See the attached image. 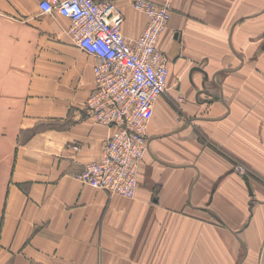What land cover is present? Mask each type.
Returning a JSON list of instances; mask_svg holds the SVG:
<instances>
[{"label": "crops", "instance_id": "1", "mask_svg": "<svg viewBox=\"0 0 264 264\" xmlns=\"http://www.w3.org/2000/svg\"><path fill=\"white\" fill-rule=\"evenodd\" d=\"M42 1L0 0V49L24 57L20 72L82 50L90 62L76 56L54 72L88 97L97 58ZM109 1L136 39L146 13L135 0ZM158 47L169 58V95L182 98L155 102L136 196L77 177L110 134L81 113L87 97L64 129L23 142L17 131L0 195V264H264V0H172ZM64 105L57 97L45 108Z\"/></svg>", "mask_w": 264, "mask_h": 264}, {"label": "built area", "instance_id": "2", "mask_svg": "<svg viewBox=\"0 0 264 264\" xmlns=\"http://www.w3.org/2000/svg\"><path fill=\"white\" fill-rule=\"evenodd\" d=\"M148 23L134 40L122 31L123 12L109 0H43L41 10H58L72 21L77 45L97 58L96 86L86 110L112 129L101 157L80 178L95 187L133 197L149 150L147 129L155 102L168 90L169 58L158 47L172 12V0H135ZM181 100V99H179Z\"/></svg>", "mask_w": 264, "mask_h": 264}, {"label": "rangeland", "instance_id": "3", "mask_svg": "<svg viewBox=\"0 0 264 264\" xmlns=\"http://www.w3.org/2000/svg\"><path fill=\"white\" fill-rule=\"evenodd\" d=\"M4 43L6 44L5 41ZM72 51H68L69 55L65 56L43 57L44 64L42 66L46 68L45 71L37 70L36 72H20V69L22 68L21 64L24 63V57H9L4 53L5 50L0 49V195L4 189L8 157L11 154V147L15 144V132L18 131L19 134H17L18 137H16L18 138L17 142H23L37 131H46L49 129L58 128L64 129L68 127L72 122H74V117L79 116L78 111L76 112L77 105H81L88 94L86 95L83 90L78 88L76 85H73L75 82L72 83L70 77H66L69 80L67 83H65L66 85L61 81L59 82V84H57L55 79L56 74L54 72L55 69L66 70L68 68V64H71L72 61H75L73 60V58L76 59V56L85 58L87 62H90V59L84 56L82 50L79 49L71 53ZM8 63H11L10 67ZM32 64H34V62H26V67H30ZM8 69L11 70L8 71ZM75 71L76 69H68L63 73L71 75V73ZM28 82L32 83L31 86H27ZM169 86L171 89L172 86L170 84ZM94 89L86 98L85 103H83L81 113L85 117L90 116L86 110V103L89 97H91L94 93ZM168 90L165 95L161 96L169 98L175 103H178V101L180 102L179 98L182 97H177L174 100V98H171V96L169 95L170 90ZM57 97L64 98V109H55L51 108L50 106H46L45 108V103L47 100H52ZM67 98L70 99L67 100ZM61 112H64V114H60ZM93 118L96 119L95 117ZM97 122L99 121L97 120ZM111 133L112 129H110L109 136L111 135ZM103 146L104 143L102 145L101 154ZM101 154L96 159H99L101 157ZM88 163L84 165V168L80 174L83 173ZM239 168L245 175L250 174V169L248 167L241 165ZM80 174L77 175L78 179L85 183L80 178ZM108 192L117 193L111 191ZM135 196L129 198H134ZM1 198L2 196L0 197V208L2 205Z\"/></svg>", "mask_w": 264, "mask_h": 264}, {"label": "water", "instance_id": "4", "mask_svg": "<svg viewBox=\"0 0 264 264\" xmlns=\"http://www.w3.org/2000/svg\"><path fill=\"white\" fill-rule=\"evenodd\" d=\"M244 178L246 179V181H247V185H248V187H249V189H250V192H251V183H250V181H249V177H248V175H245Z\"/></svg>", "mask_w": 264, "mask_h": 264}]
</instances>
